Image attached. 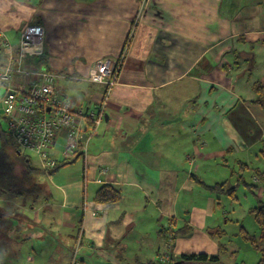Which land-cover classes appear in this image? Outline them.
I'll use <instances>...</instances> for the list:
<instances>
[{
	"label": "crops",
	"instance_id": "0c3cea01",
	"mask_svg": "<svg viewBox=\"0 0 264 264\" xmlns=\"http://www.w3.org/2000/svg\"><path fill=\"white\" fill-rule=\"evenodd\" d=\"M30 25L44 29L43 55L61 76L56 91L75 107L101 101L102 87L86 79L93 66L122 52L123 66L89 141L85 179L79 158L56 183L59 212L46 205L42 214L30 197V218L16 214L15 224H0L8 246L9 238L35 237L44 248H0V264H71L74 257L91 264L89 254L108 264L227 255L216 240L220 229L207 230L221 199L194 176L210 186L230 182L228 158L251 149L227 116L236 105L260 130L254 144L264 141V109L252 104L254 85L264 86V0H0V38L13 51ZM67 81L76 84L69 89ZM104 185L118 187L122 201L97 204ZM183 228L187 234L173 240ZM55 235L63 247H53Z\"/></svg>",
	"mask_w": 264,
	"mask_h": 264
},
{
	"label": "built area",
	"instance_id": "2783aa9c",
	"mask_svg": "<svg viewBox=\"0 0 264 264\" xmlns=\"http://www.w3.org/2000/svg\"><path fill=\"white\" fill-rule=\"evenodd\" d=\"M44 44L45 31L38 25L26 27L20 36L17 51H13L10 42L3 38L2 46L8 54V65L1 76L2 80L6 82L13 73H17L23 79L26 78L28 84L5 86L6 94L1 100V106L8 120V132L20 148L35 152L40 157L46 171L57 166L58 162L50 157V152L57 146L59 139L63 138V160L83 155L86 162L84 172L87 174L89 136H94L105 120L109 96L118 84L124 55L122 52L117 60L101 61L90 69L88 78L103 85L105 93L97 106L76 110L70 100L62 99L56 91V80L59 78L57 74L42 68L31 70L23 65L24 59L33 51L42 54ZM88 121L91 122V127H88ZM71 264L80 263L74 257Z\"/></svg>",
	"mask_w": 264,
	"mask_h": 264
},
{
	"label": "rangeland",
	"instance_id": "374dc122",
	"mask_svg": "<svg viewBox=\"0 0 264 264\" xmlns=\"http://www.w3.org/2000/svg\"><path fill=\"white\" fill-rule=\"evenodd\" d=\"M38 54L39 53L33 51V53L29 56H38ZM28 67L31 70L36 68L33 65ZM38 68L41 67H37V69ZM67 84L68 87H66L71 89L73 86H75L76 83L67 81ZM62 86H65V84ZM5 94L6 88L0 87V147L2 144V136H5L6 138L10 137L12 139L10 134L9 137L7 135L9 129L8 120L5 118L4 109L1 106V100L3 99ZM185 112L186 111H184V113ZM59 144L62 145H59L58 147L56 146L55 148L57 149H53V154H51L50 157L52 159H56L60 163L63 161L60 153L63 150L64 140L63 142H59ZM262 147L263 143L259 142L252 145L250 150L239 152V150L235 149L236 151H233L234 155H230L231 157L228 158L230 167L226 169V173L228 177L233 175L230 181L231 184H235V182H237L236 185L239 184L235 192V198H232L227 194H218L221 200L217 202L215 211L212 217L208 220L207 230H215L219 228L225 233L223 235V238H218L216 236V240H220L222 243L227 245L228 254L222 257L223 262L226 264H257L261 258V249L264 247V241H261L263 232L257 224L255 217L251 211L254 207H257L260 202L264 203V177L259 181L255 179L256 168H259L260 170H262V172L264 171V157L261 155ZM22 152L29 157L31 165L33 167L42 168L41 159L35 152L26 149H22ZM10 155L14 156L13 153H11ZM88 158H90V155ZM83 160H85V158H83ZM239 161L246 162L249 166L248 168H244L240 172L241 176L243 177V182L239 181V176L237 174L240 170ZM19 164H22L18 167V171L20 173L23 169L26 168V164ZM78 164H80V162H78ZM83 169L84 170L82 174L84 175L85 179L87 174L86 172H84V164ZM64 170V167H62L57 172L52 174V176L48 174L49 172H47L46 174H42L34 178V183L37 185L41 184L44 188L42 195L36 199L38 206L37 210H40L42 214L44 213L43 208L46 205H50L51 209H53L55 213L59 212V210L61 209L59 205L54 204L60 202V194L57 193L55 187L56 183H60L66 176ZM66 171L71 172L72 169ZM56 175L58 177L53 180V177ZM210 175L211 173H205L206 177H209ZM51 180H53L54 184H52ZM34 183L32 182L30 184V187H33L35 185ZM247 185H250V187H248ZM251 186H253V188ZM260 189H262V191ZM50 194L53 196L52 198L48 197ZM196 201L200 202V200ZM31 204L32 199L30 200V197H16L13 195L0 197V224H2L3 222L4 224L10 226L12 224H15L16 221L12 220V218L16 214L24 215L26 218H30L32 214ZM40 206H43V208L40 209ZM44 226V223L38 224L37 230L44 231ZM247 235L254 236V238L256 239V243H258L259 249H257L256 244L254 245L251 241H249V239H246ZM56 238L57 241L55 242ZM15 240L16 239L13 240L9 238V246L0 241V248H44L43 244H41V241L39 239H36L35 237L27 239L23 242H16ZM55 246L63 247L60 243V239L57 236L53 239V247ZM78 248L82 247L78 246ZM83 251L84 252L80 251L78 259L85 257V250ZM89 257L92 258V262L94 264L105 263L102 257L95 256V254H89ZM173 258L175 259L176 257ZM173 258L171 255L164 256V261H162V263L166 264L165 262H167L170 264ZM158 261L161 262L160 260ZM92 262L90 261L91 264ZM175 262L177 261H174L172 263Z\"/></svg>",
	"mask_w": 264,
	"mask_h": 264
},
{
	"label": "trees",
	"instance_id": "16d2710c",
	"mask_svg": "<svg viewBox=\"0 0 264 264\" xmlns=\"http://www.w3.org/2000/svg\"><path fill=\"white\" fill-rule=\"evenodd\" d=\"M2 41H3V39L0 38V87H5L8 84L11 86H17L18 87V86H21V84H23V83H25V86H28L27 79L26 78L23 79L22 76L20 74H17V73H13L12 75L10 74L11 76L9 77V79L6 82H4V80H2L1 76L4 74L5 69L8 65V54H6V51H4V48L2 46ZM127 45H128V43L126 44V46ZM126 46H125V48H126ZM43 53L41 55H38V56H40V59L38 56H35V55L25 58L23 61V65L25 64L27 66H30L31 63H33L32 65H37L38 62H40V64H43L45 66V69L44 68H42V69L49 71L50 73L53 72V71H51L50 67L47 64L48 63L47 54L43 55ZM58 76H59V78H61L60 75H58ZM58 79L56 80V83H57ZM86 79L92 84L101 86L102 87V95H104L105 87L103 85L92 82L88 78V76ZM114 88L111 90L109 100H110V97L112 95ZM253 89H254V93L256 94V100H253L252 104L260 106L264 109V86L260 83H257L254 85ZM59 95H61V94H59ZM61 98L66 99V97L64 95H61ZM66 100H68V99H66ZM101 100H102V98H101ZM99 103H100V101H99ZM108 103H109V101H108ZM108 103H107V107H106V111H105L106 116H107ZM88 107H95V106H93V105H85L84 107H75L74 106V108H76V110L77 109H87ZM227 116L230 118L234 127L238 130V132L244 138L246 143L248 145H253L255 142V140L253 138H254V136H258V134L260 133V130L258 128H257V131L255 130L254 125H252V121L249 119L248 112H246L245 110H242V106L238 104L231 111H229L227 113ZM85 117L87 118V116H85ZM105 119H106V117H105ZM102 124L98 127L96 134L94 136H89V141L92 138H94L95 136H97V133H98L100 127L102 126ZM90 125H91V122L88 121V127H91ZM245 130H246V132H245ZM263 134H264V131H263ZM7 135L9 137V132H7ZM1 138H2V144L0 147V197L6 196V195H13L16 197L38 198L42 195L44 188L41 184L37 185L34 183L35 177L40 176L42 174H46L47 172H49V174H54L55 172H57L62 167H65L66 165L72 164V162L78 160L79 158H81L82 160L84 158L83 155H79V156H75L74 158H72L68 161L63 160L60 163L57 161L58 164L53 170L46 171L43 169V167L42 168L33 167L31 165V161H30L29 157L26 156L22 152V148H20L14 142L13 138L12 139L10 137L6 138L5 136H2ZM89 141H88V154H90L89 153ZM52 151H54V150H52ZM52 151L50 152V155L52 154ZM11 153H13L14 156H11L10 155ZM261 155L264 157V141H263V147L261 149ZM61 156H62V154H61ZM62 159H63V157H62ZM84 161L85 160H83V162ZM19 163H25L26 164V168L23 169L20 173L18 171V167H19V165H22V164H19ZM239 166H240V170L238 171L237 174L239 176V181L243 182V177L241 176L240 172H241V170H243L244 168H248L249 166H248V164H245L242 161H239ZM255 170H256V172H255L256 178H258L259 180L263 179L264 171L262 172V170H260L259 168H256ZM261 174H263V175H261ZM194 179H195L196 183L198 185H200L204 190L209 191L211 193H216V194H227L232 198H235V192H236L237 187L239 186V184L238 185H231L229 181H226V182L221 183V184H216V185L210 186V185H207L206 183H204L198 177L194 176ZM32 182L35 185L33 184L34 186L30 187V184ZM247 186L250 187V185H247ZM251 187L253 188V186H251ZM94 201L97 204L116 205L122 201V191L118 187H115L113 185H104L97 191V193L94 197ZM251 212L254 215L257 224L259 225V227L261 228V230L263 232L261 241H264V203L260 202V204L257 207H254ZM82 222H80L79 227L82 226ZM162 232H164V230ZM187 232H188L187 228H183V229H180L178 231L173 232L174 233L173 240L176 239L177 235H179V236L180 235H186ZM224 234L225 233L221 230L216 231V235L219 238H221ZM246 239H249V241H251L254 245L256 244L257 249H259L258 243H256V239L254 238V236L247 235ZM166 241L172 245V238H166ZM220 243H221L220 244V250H221L220 252H222V254H225L226 251L228 250L227 245L222 243V242H220ZM178 260L179 261L182 260L183 261L182 264H225L222 262V259L220 256H218V255L208 256L207 254H197V255L194 254V255H189V256L183 255V256H181V258H178V257H176L175 259L173 258V262L178 261ZM160 263L161 262L157 261V262H151V263H147V264H160ZM170 264H174V263L171 262ZM257 264H264V247L261 249V258Z\"/></svg>",
	"mask_w": 264,
	"mask_h": 264
},
{
	"label": "water",
	"instance_id": "95a60500",
	"mask_svg": "<svg viewBox=\"0 0 264 264\" xmlns=\"http://www.w3.org/2000/svg\"><path fill=\"white\" fill-rule=\"evenodd\" d=\"M182 263H183V261L180 260V261L175 262L174 264H182Z\"/></svg>",
	"mask_w": 264,
	"mask_h": 264
}]
</instances>
